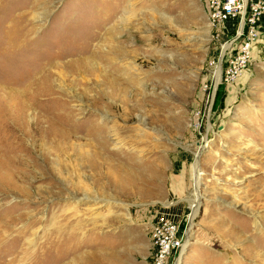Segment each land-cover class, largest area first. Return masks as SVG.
I'll return each instance as SVG.
<instances>
[{"label": "rangeland", "instance_id": "obj_1", "mask_svg": "<svg viewBox=\"0 0 264 264\" xmlns=\"http://www.w3.org/2000/svg\"><path fill=\"white\" fill-rule=\"evenodd\" d=\"M222 31L199 0H0V264L47 237L39 264H151L161 216L190 231L167 264H264V12L209 101Z\"/></svg>", "mask_w": 264, "mask_h": 264}, {"label": "built area", "instance_id": "obj_2", "mask_svg": "<svg viewBox=\"0 0 264 264\" xmlns=\"http://www.w3.org/2000/svg\"><path fill=\"white\" fill-rule=\"evenodd\" d=\"M203 7L208 26L216 39L225 32L228 36L219 43L216 55L208 61L212 76L208 83H202V91H207L206 99L211 101L209 91L214 85V70L220 66L219 77L230 83L242 73L251 58V47L257 37V22L264 12V0H199ZM228 21H231L228 25ZM238 40L237 43H234ZM213 88V87H212ZM186 227L167 217H158L150 228L152 247L151 264H167L171 256L179 253L186 237Z\"/></svg>", "mask_w": 264, "mask_h": 264}, {"label": "bare ground", "instance_id": "obj_3", "mask_svg": "<svg viewBox=\"0 0 264 264\" xmlns=\"http://www.w3.org/2000/svg\"><path fill=\"white\" fill-rule=\"evenodd\" d=\"M219 73H220V66L219 65H217L216 66V68H215V70H214V84H216V83H218L219 82V80H220V77H219ZM105 127V130L107 131V133L109 134V136H110V140H112V143H114L115 145H123V142H122V140L119 138V135L117 134V129L116 128H114V127H112V126H108V125H104L102 128H104ZM11 128H13V127H11ZM88 130H90V132L91 133H96L97 132V130H98V128L96 127V126H92V127H90V129H88ZM17 130H15V132H16ZM13 137L15 138V139H17L18 137L16 136L15 137V135H13ZM5 140V139H4ZM100 140L102 141V140H104V137H100ZM2 141V140H1ZM96 155V157H98L99 156V154L98 153H96L95 154ZM94 155V156H95ZM195 156L196 157H198V152H196L195 153ZM93 158L91 161L93 162V161H95V159H97V158ZM100 157V156H99ZM99 159V158H98ZM90 161V163H92ZM89 162V161H88ZM95 163V162H94ZM93 163V164H94ZM194 169H195V174H194V198L193 199H191L190 200V209L192 210V212H191V214H190V216H189V222L190 223H192V219H193V217L195 216V214H196V212H197V209H198V206H199V200H200V195H199V191H198V186H199V175H198V170H197V159H196V161H195V163H194ZM119 168V167H118ZM118 168H116V170H118L117 171V173L120 175V176H122L124 173L122 172V171H120L119 172V169ZM116 170H115V172H116ZM5 173L6 174H9L8 176H10V174H11V172H10V169H9V164L7 165V166H4V165H1L0 164V175H5ZM3 178V177H2ZM8 180H9V178H8ZM5 181V179L3 180V182ZM10 184H12V183H10ZM189 235H190V231H187V233H186V241H185V244H183L182 246H181V248H183V250H182V253L185 251V247H186V243H188V239H189ZM34 236V235H33ZM22 237V235H21V233L17 236V238L18 239H20ZM51 237H47V238H45L43 241H42V245H41V247H40V249H38L37 251H34V252H32L31 254H30V257H29V261H33V262H35V263H38L39 264V262H40V260L43 258V259H45L44 257H43V251L46 249V248H53L51 251H50V253L48 254V256L47 257H49L51 254H52V252L55 250V249H58L60 246H61V239H57V240H53V241H55V245H52V240L50 239ZM17 239V240H18ZM16 240V241H17ZM33 241V238H31V239H28L27 240V244L28 245H30L31 244V242ZM181 248H180V251H181ZM10 251V250H9ZM179 251V252H180ZM13 254V253H12ZM27 255V254H26ZM22 256V255H21ZM15 257L16 256H14L13 258H12V260H15ZM23 257H24V255H23ZM28 257V256H27ZM11 259V258H10ZM25 259H26V257H25ZM178 262H179V260H177V264H178ZM10 263H13V261H11L10 260ZM31 263V262H30Z\"/></svg>", "mask_w": 264, "mask_h": 264}]
</instances>
